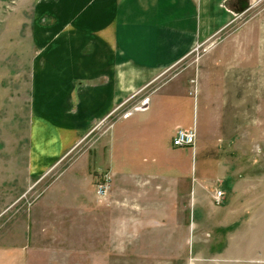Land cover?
I'll list each match as a JSON object with an SVG mask.
<instances>
[{
    "label": "rangeland",
    "instance_id": "obj_1",
    "mask_svg": "<svg viewBox=\"0 0 264 264\" xmlns=\"http://www.w3.org/2000/svg\"><path fill=\"white\" fill-rule=\"evenodd\" d=\"M13 1L0 9L13 15L8 30L0 24V245L20 248L26 238L31 264H264V150L231 148L215 133L212 92L200 86L197 94L194 78L182 87V113L162 102L154 131L121 122L143 110L152 89L190 70L207 45L118 102L53 165L33 167L31 28H19L28 12ZM41 3L52 14L54 0ZM175 85L156 94L181 93ZM176 124L193 128L182 129L194 130L191 147H172ZM112 166L155 179L110 180ZM101 179L108 189L97 197Z\"/></svg>",
    "mask_w": 264,
    "mask_h": 264
},
{
    "label": "crops",
    "instance_id": "obj_2",
    "mask_svg": "<svg viewBox=\"0 0 264 264\" xmlns=\"http://www.w3.org/2000/svg\"><path fill=\"white\" fill-rule=\"evenodd\" d=\"M7 1L0 0V9ZM42 1H13L28 12L21 11L19 28L30 24L32 37L31 166L53 165L118 102L202 44L207 47L189 71L156 86L145 108L121 122L126 129L154 131L151 118L167 107L161 103H174L169 108L181 114L182 87L196 78L197 94L200 86L207 97L212 92L215 133L231 148L264 150V0H54L52 14ZM12 17L0 14L3 29ZM170 82L181 93L156 94ZM178 128L193 129L176 124L171 138ZM108 173L110 180L155 179L142 168L127 173L112 166ZM26 242L0 245V264H31Z\"/></svg>",
    "mask_w": 264,
    "mask_h": 264
},
{
    "label": "built area",
    "instance_id": "obj_3",
    "mask_svg": "<svg viewBox=\"0 0 264 264\" xmlns=\"http://www.w3.org/2000/svg\"><path fill=\"white\" fill-rule=\"evenodd\" d=\"M145 108V102L141 105L140 109ZM194 143V134L191 130L185 131L180 128L176 129L174 131V134L171 138V145L173 147H191ZM108 185L105 182V179H101L98 183L95 185V195L97 197L104 196L107 192ZM221 198V192L216 191L213 195V203L219 204Z\"/></svg>",
    "mask_w": 264,
    "mask_h": 264
}]
</instances>
